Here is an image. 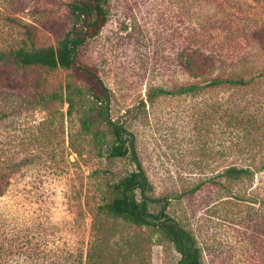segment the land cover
Returning a JSON list of instances; mask_svg holds the SVG:
<instances>
[{"label": "rangeland", "instance_id": "obj_1", "mask_svg": "<svg viewBox=\"0 0 264 264\" xmlns=\"http://www.w3.org/2000/svg\"><path fill=\"white\" fill-rule=\"evenodd\" d=\"M72 1L0 0V48L55 45L74 25L82 26L83 18L75 22L70 14ZM105 6L107 22L80 47L78 62L97 68L109 92L110 118L130 125L136 159L131 153L109 158L106 145L99 155L89 138L80 137L82 155L76 154L68 135L79 126L69 122L65 103L27 111L15 140L23 143L19 148L27 156L14 163L0 197L2 230L9 237L28 234L43 243L55 253V264H78L80 254L79 264H84L98 204L112 197L114 182L140 169L146 184L136 190L138 201L145 197L146 210L158 214L164 209L176 228L192 235L201 250L200 264H264V169L232 181L227 189L207 183L192 191L199 180L221 171L222 150L236 139V131L224 126L231 122L222 116L223 107L241 103L264 113V53L259 48L264 34L258 33L264 32V0H108ZM192 45L214 55V74L253 75L254 84L160 96L153 105L145 101V110L131 118L125 110L146 100L150 86L173 89L187 82L176 63L188 57L185 49ZM29 75H40L49 91L59 90L66 80L60 68ZM53 114L54 124L36 127ZM10 123L9 118L0 122V160H10ZM99 219L113 240L134 233L120 219ZM157 237L144 251L123 247V264H179L173 243Z\"/></svg>", "mask_w": 264, "mask_h": 264}, {"label": "trees", "instance_id": "obj_2", "mask_svg": "<svg viewBox=\"0 0 264 264\" xmlns=\"http://www.w3.org/2000/svg\"><path fill=\"white\" fill-rule=\"evenodd\" d=\"M107 2L108 0H73L70 5L73 20L76 22L81 13H85V23L82 21L81 27L74 25L56 41L55 45L22 44L16 48H0V122L9 118L11 123L7 127H13L12 138L8 141L10 160L9 157L0 160V197L5 193L15 171L14 163L22 161L27 156L24 155L23 148H19L23 143L21 141L15 143L18 137L16 128L21 125L22 117L26 116L27 111L37 107L47 109L48 105L55 101L66 104L69 122L75 120L79 126L76 131L72 128L68 135L69 146L76 154L82 155V149L77 143V137H80L89 138L92 144L97 146L99 155L106 145L109 158L123 157L131 153L136 159L134 135L130 125L114 123L110 118L109 92L100 79L97 68L78 62L80 47L88 39L95 38L107 22L108 9L105 6ZM258 33L264 34L262 31ZM259 44L264 53V42L261 41ZM185 50L188 51V57L178 61L176 67L187 77V82L176 84L173 89L150 86L146 91V100L141 98L136 105L125 110L127 114H131V118L141 109L145 110V101L153 105L155 99L160 96L197 95L208 90L229 91L249 87L255 82L253 75L246 78L239 74L226 76L214 74L217 63L214 55L194 45L186 47ZM59 68L66 76L59 90L49 91L40 75L34 77L29 75L37 70L54 71ZM257 102L262 105L261 101ZM220 105L225 106L223 102ZM261 110L260 107V112ZM222 111L224 112L222 116H229L231 122L224 126H231V133L236 131V139L222 150L220 161L222 168L215 176L218 179L215 177L201 179L192 191L207 183L218 184L227 189L232 181L252 177L255 172L264 169V113L259 115L248 105L241 103L223 107ZM56 118L54 114L47 116L36 127L40 130L48 127L54 124ZM26 121L29 122L28 118ZM100 125H103L104 130L98 128ZM107 135L111 136V141L106 140ZM145 184L144 173L137 169L111 185L112 197L99 203L93 215L91 239L84 264H123L122 261L125 260L123 247L136 253L139 250L144 251L155 233L158 235V241L167 239L173 243L181 255L179 264H200L201 250L195 247L194 238L185 229L176 228L174 225L167 229L164 226L156 227L141 222L144 219L141 211L147 209V201L143 197V191H141L143 198L138 201L136 190H143ZM99 216L106 220L120 219L133 226L134 233L125 240H113L114 234L105 228V222L101 221ZM138 227H145L146 230L140 232L136 230ZM113 242L114 244H111ZM187 254L189 255L185 258ZM54 256V252L47 250L43 243L32 240L30 235L9 237L0 226V264H55ZM81 260L80 254L77 263H82Z\"/></svg>", "mask_w": 264, "mask_h": 264}, {"label": "flooded vegetation", "instance_id": "obj_3", "mask_svg": "<svg viewBox=\"0 0 264 264\" xmlns=\"http://www.w3.org/2000/svg\"><path fill=\"white\" fill-rule=\"evenodd\" d=\"M166 204V202H165ZM164 204V207H165ZM160 213L162 214L161 216ZM142 216L144 219L141 220L142 223L146 225H154L156 227L164 226L167 229H171L173 224L169 221L168 218L165 217L164 215V209H161L158 214H153L148 210L141 211ZM189 254L185 255V258L188 257Z\"/></svg>", "mask_w": 264, "mask_h": 264}, {"label": "water", "instance_id": "obj_4", "mask_svg": "<svg viewBox=\"0 0 264 264\" xmlns=\"http://www.w3.org/2000/svg\"><path fill=\"white\" fill-rule=\"evenodd\" d=\"M81 17H83V22L85 23V13H81V15H80ZM79 19V18H78ZM78 19H77V21H78ZM84 27H86L85 25H84ZM82 36H83V38H85V34L82 32ZM72 61L74 62L75 61V55H74V57L72 58ZM162 214L160 213V215L159 216H161ZM193 250V249H192ZM190 254V253H189Z\"/></svg>", "mask_w": 264, "mask_h": 264}]
</instances>
